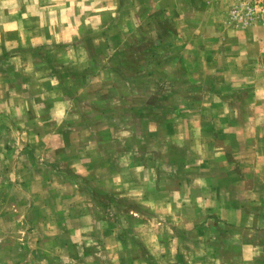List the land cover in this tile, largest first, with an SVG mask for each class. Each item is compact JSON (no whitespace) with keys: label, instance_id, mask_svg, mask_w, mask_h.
I'll return each mask as SVG.
<instances>
[{"label":"rangeland","instance_id":"obj_1","mask_svg":"<svg viewBox=\"0 0 264 264\" xmlns=\"http://www.w3.org/2000/svg\"><path fill=\"white\" fill-rule=\"evenodd\" d=\"M1 171L55 264H264V0H0Z\"/></svg>","mask_w":264,"mask_h":264},{"label":"crops","instance_id":"obj_2","mask_svg":"<svg viewBox=\"0 0 264 264\" xmlns=\"http://www.w3.org/2000/svg\"><path fill=\"white\" fill-rule=\"evenodd\" d=\"M72 26V24L69 22L66 24V26H62L61 28L56 29H49L51 32L49 34V38L51 39L53 37V40L56 41H66L69 40L70 37L72 36L71 32H68L69 26ZM70 26V27H71ZM48 35H46L47 38ZM45 37L43 36L40 38L42 41L44 40ZM49 40V39H48ZM55 86V85H54ZM53 86V90H57ZM58 93V92H56ZM60 94V92H59ZM17 129V128H15ZM19 142L21 143L20 140H15V144L19 147L22 146L19 145ZM38 145L41 144L40 142H37ZM52 145V144H51ZM14 146V144H13ZM59 144H53L52 147H57ZM15 175L17 176V180L20 179L18 176V172L15 169ZM5 173V174H4ZM6 172L0 173V247L3 248L9 244V239L11 238V231H2L3 229H10L13 232H17L18 228L22 227H27L28 226H33L31 225V221L33 220V215L36 214L37 217H39L38 224L36 226H41V228H45L44 230L42 229V233H40L41 238L39 239V242L35 244L30 242H25V243H20L18 240H20L18 233H14L12 237L17 236L14 239V241H11L14 243V246L16 247L15 250V255L16 258L12 264H31V254H35L36 260L40 262L41 264H44V262H48V264H55V260L58 258L56 257V253L58 252V248H61L63 246V257L66 258V239L65 235L63 238L60 236L59 232L57 233L58 225L57 223L54 222V216H55V211L54 209L56 208H61V207H50L51 209H48V211H42V212H33L32 209L28 208V205L24 204L26 201H31V196L29 195V191H26L23 189H17L15 187H9L7 186L8 180L6 179ZM21 179H24L22 177ZM15 180L14 183H17L18 181ZM10 185V184H9ZM17 195L15 198L10 197V193L13 192ZM59 191V190H58ZM61 193L65 196L67 191L60 190ZM27 194V195H26ZM51 195L52 193H48ZM19 196V197H18ZM27 197V198H26ZM11 201V202H10ZM57 206V205H56ZM62 211L64 212L63 214L68 215L70 213V205H66L61 208ZM65 219V218H64ZM27 222V223H21V222ZM62 227V225H59ZM65 227V225H63ZM57 228V229H56ZM38 238V237H37ZM63 243H62V241ZM71 242L67 240V244H70ZM34 246L33 248L28 249V247ZM14 251V250H13ZM30 251V255H29ZM8 252V251H7ZM17 252V253H16ZM23 252V253H21ZM27 253V255H26ZM12 254V253H11ZM9 256V255H8Z\"/></svg>","mask_w":264,"mask_h":264},{"label":"built area","instance_id":"obj_3","mask_svg":"<svg viewBox=\"0 0 264 264\" xmlns=\"http://www.w3.org/2000/svg\"><path fill=\"white\" fill-rule=\"evenodd\" d=\"M248 1V0H247Z\"/></svg>","mask_w":264,"mask_h":264}]
</instances>
